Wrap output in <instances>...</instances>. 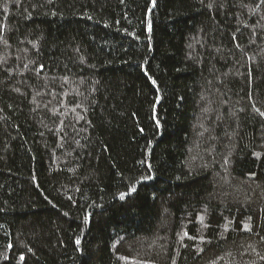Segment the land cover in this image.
Returning a JSON list of instances; mask_svg holds the SVG:
<instances>
[{
  "label": "trees",
  "instance_id": "obj_1",
  "mask_svg": "<svg viewBox=\"0 0 264 264\" xmlns=\"http://www.w3.org/2000/svg\"><path fill=\"white\" fill-rule=\"evenodd\" d=\"M260 112L264 0H0V264H264Z\"/></svg>",
  "mask_w": 264,
  "mask_h": 264
},
{
  "label": "snow or ice",
  "instance_id": "obj_2",
  "mask_svg": "<svg viewBox=\"0 0 264 264\" xmlns=\"http://www.w3.org/2000/svg\"><path fill=\"white\" fill-rule=\"evenodd\" d=\"M153 6H155V0H153ZM209 6H210V5H209ZM153 83H155V82H153ZM260 115H261V116H264V112H260ZM146 179H151V177H146ZM133 190H134V189H133ZM120 198H121V199L124 198L123 194L121 195ZM85 219L87 220V217H86ZM77 243H79V241H77ZM21 259H23V257H21Z\"/></svg>",
  "mask_w": 264,
  "mask_h": 264
}]
</instances>
